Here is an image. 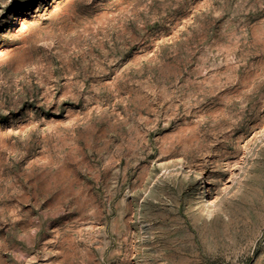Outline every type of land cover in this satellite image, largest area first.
Here are the masks:
<instances>
[{
  "label": "rangeland",
  "instance_id": "rangeland-1",
  "mask_svg": "<svg viewBox=\"0 0 264 264\" xmlns=\"http://www.w3.org/2000/svg\"><path fill=\"white\" fill-rule=\"evenodd\" d=\"M0 264H264V0H0Z\"/></svg>",
  "mask_w": 264,
  "mask_h": 264
}]
</instances>
